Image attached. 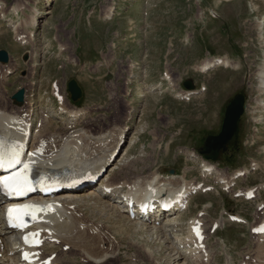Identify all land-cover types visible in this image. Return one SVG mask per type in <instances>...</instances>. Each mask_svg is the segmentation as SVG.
Wrapping results in <instances>:
<instances>
[{
	"label": "rangeland",
	"instance_id": "rangeland-1",
	"mask_svg": "<svg viewBox=\"0 0 264 264\" xmlns=\"http://www.w3.org/2000/svg\"><path fill=\"white\" fill-rule=\"evenodd\" d=\"M0 3V50L6 51L10 60L6 65L0 63V109L9 108L7 98L22 89L37 109L49 116L51 133L85 129L95 134L112 129L118 135L128 126L120 145L129 177L152 171L167 177L173 171L178 177L185 171L187 181H202L210 187L207 194L193 198L191 215L186 213L183 218L195 217L203 204L211 205L205 219L211 264H225L226 258L229 264H264L263 235L251 234L261 222L257 207H264V189L258 188L264 183V115L253 139L252 118L260 114L250 113L256 73L264 60V0ZM13 8L18 9L16 14ZM32 16L38 21L34 27L29 24ZM13 25H17L15 30ZM30 31L33 39L26 38L25 45L15 39L17 33L27 36ZM221 58L227 67L221 65L206 73L199 70L206 60ZM7 65L10 72H5L3 66ZM71 79L83 91L75 104L69 101L67 89ZM32 82L35 85L31 87ZM184 82L193 83L195 93L185 96ZM238 94L246 102L238 139L218 162L205 160L218 165L224 177L234 183L225 189L226 185L218 184L213 176L204 178L197 162L188 156L194 152L198 163L204 161L197 150L208 136L220 133L224 110ZM56 95L66 100L62 108L80 110L82 115L67 118ZM239 171L243 176L234 179L232 174ZM257 188L260 194L254 199L243 198L249 189L254 195L258 193ZM111 202L119 206L115 199ZM97 215L90 212L87 220L102 223L103 232L90 235V239L102 242L101 251L94 246L91 253L107 254L101 264H191L187 256L175 260L172 236L167 241L130 226V220L123 222L128 227L119 233L121 222L106 221L105 216L98 222ZM227 215L242 217L248 223L230 222ZM220 216L225 220L222 228L209 232L210 224ZM159 222L165 223L162 219ZM184 228L179 235L186 239ZM50 253L56 264H93L63 241L53 247L46 245L43 254Z\"/></svg>",
	"mask_w": 264,
	"mask_h": 264
},
{
	"label": "bare ground",
	"instance_id": "bare-ground-1",
	"mask_svg": "<svg viewBox=\"0 0 264 264\" xmlns=\"http://www.w3.org/2000/svg\"><path fill=\"white\" fill-rule=\"evenodd\" d=\"M0 7H3V4L0 3ZM12 10L13 14L18 12L17 8ZM4 21L9 22L10 19ZM29 24L32 27L38 24L35 16L29 19ZM16 27L17 25H13L12 29L15 30ZM33 36V31H30L27 36L17 33L15 39L20 44L25 45L27 43L26 38L33 39ZM221 65L227 67L228 63L224 59L206 60L201 64L199 70L205 73ZM3 67H5V72H10L9 65ZM261 67L263 68H261L258 76L259 85L256 87L255 105L252 106L251 114L259 112L264 115V99H262L264 97V64ZM34 85L35 83L32 82L31 87ZM1 87L3 88V85ZM189 95L190 93L186 94V96ZM7 100L6 103L10 107L0 109V151L4 153L8 149L22 151L20 161L25 171H32L37 175L42 181L41 186L48 184L54 178L66 179L68 182L78 181L79 177L83 181L89 182L96 178H99V181L93 185L94 188L91 189L92 186H89L85 191L71 190L50 197L35 196L29 198L24 204L32 205L35 212L30 227L24 231H14L6 224L5 210L14 204H5L4 200L0 198V264H56L54 256L51 253L45 256L43 249L46 245L53 247L62 241L67 246H72L75 251L79 250L88 262L103 263L107 254L95 251V256L94 252L91 253L94 246H96L95 249L101 251L102 242L95 238L90 239V235L103 231L101 230L102 223L87 220V215L90 212H98L99 218L96 221L105 216L106 221L110 222L114 219L117 224L121 222L122 224L118 225L119 228L117 229L119 233L123 227L127 226L123 222L130 220L133 223L130 226L136 225L140 230L159 235L167 241H170L168 236H172V240L174 239L175 242L173 241L174 246L171 245V251L176 256L175 260H181L187 256L190 258L191 264H211L213 258L209 257V252L207 253L209 236L206 235L207 224L205 220L211 205L203 204L195 217L190 216L185 221L183 218L187 215L186 213L191 215L192 211L189 204L196 195L210 192V187H206L205 182L187 181L188 176H186L185 171L178 177L174 176L175 174L168 177L162 176L157 171H152L141 177L131 178L129 173L125 171L127 162L121 157L123 148L120 145L122 139L126 138L124 136L127 135L125 131L128 130V126L121 130L118 135L112 129H108L109 131L100 130L101 132L95 134L86 133L85 129L71 132L59 131L58 134L51 133L52 124L49 116L45 114V111L40 112L37 109L35 101L28 95V92L25 91L21 106L14 105L11 97H8ZM59 105L61 106V108L59 107L60 111H63L69 119L82 115L80 110L62 108L66 106L65 101H61ZM34 117L36 121L33 120ZM188 157L191 161L197 162L199 172L204 178L213 176L218 184L226 183L225 185L228 187L231 186V181L224 177L225 175L220 172L218 165L208 163L205 160L198 163L194 152L189 153ZM239 173L232 175L236 178L241 176ZM119 174L121 177L118 181L115 177ZM95 186L98 188L97 193H95ZM258 188L264 189V183L260 184ZM259 194L258 189L256 195ZM114 199L117 200L119 206L112 204L111 201L114 202ZM166 202L173 204L172 212L175 210L178 212H161L160 206ZM131 203L134 204V213H136L133 218H130L128 214V205ZM138 206L146 207L147 210L154 207L153 213L141 215ZM257 208L259 211L257 210L256 214L260 217L261 222L254 229L264 225V207L259 204ZM145 215L147 216L146 219ZM160 219L164 220L163 225L160 224ZM235 220L248 223L242 217H235ZM224 223L225 220L220 216L210 224L209 232L214 234L216 227L222 228ZM183 227L187 232L186 239L179 235ZM194 227L197 228L196 231L199 232L202 239H197L196 233L193 231ZM251 232L254 231L251 230ZM25 236H32L36 240H40L41 245L39 247H25L23 240ZM261 237L264 239V235ZM167 243L169 244V242ZM24 253H28V259L24 258ZM225 264H229L228 258L225 259Z\"/></svg>",
	"mask_w": 264,
	"mask_h": 264
},
{
	"label": "water",
	"instance_id": "water-1",
	"mask_svg": "<svg viewBox=\"0 0 264 264\" xmlns=\"http://www.w3.org/2000/svg\"><path fill=\"white\" fill-rule=\"evenodd\" d=\"M8 61L7 53L5 51H0V62L5 64ZM183 86L187 90L193 89L190 82L183 83ZM68 89L71 94V99L77 100L80 97L81 92L75 81L71 80L68 84ZM22 95L23 91H20L14 95L13 98L17 102H21ZM243 104V96L239 94L226 107L220 134L217 136H208L203 146L198 150L205 159L217 161L219 156L224 154L228 147L236 143L238 136V121L242 115Z\"/></svg>",
	"mask_w": 264,
	"mask_h": 264
},
{
	"label": "snow or ice",
	"instance_id": "snow-or-ice-1",
	"mask_svg": "<svg viewBox=\"0 0 264 264\" xmlns=\"http://www.w3.org/2000/svg\"><path fill=\"white\" fill-rule=\"evenodd\" d=\"M211 149V146H210ZM19 161L15 159V155L12 159L7 161L8 166H11L13 163H18ZM5 153L0 151V168L5 167ZM25 182L22 181L19 174L13 177H7L3 180H0V188H2L6 194H20L24 190ZM251 196V194H249ZM23 209H13L9 208L7 210V216L9 223L13 226H18L14 223V217H18V214L23 212ZM193 231L196 233L197 239H202L199 232L196 231V227L193 228ZM254 232L258 231L257 229H253ZM259 231H264V229H260ZM36 235V234H33ZM25 243H28V237H24ZM24 258L28 259V253H24Z\"/></svg>",
	"mask_w": 264,
	"mask_h": 264
}]
</instances>
